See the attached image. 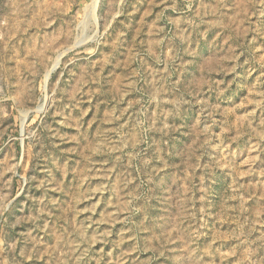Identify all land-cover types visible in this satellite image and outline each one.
I'll return each instance as SVG.
<instances>
[{"label": "rangeland", "instance_id": "rangeland-1", "mask_svg": "<svg viewBox=\"0 0 264 264\" xmlns=\"http://www.w3.org/2000/svg\"><path fill=\"white\" fill-rule=\"evenodd\" d=\"M91 1L0 0V264H264V0Z\"/></svg>", "mask_w": 264, "mask_h": 264}, {"label": "bare ground", "instance_id": "bare-ground-1", "mask_svg": "<svg viewBox=\"0 0 264 264\" xmlns=\"http://www.w3.org/2000/svg\"><path fill=\"white\" fill-rule=\"evenodd\" d=\"M98 1L99 0H92L91 1V4H90V6H87L86 8H87V10L89 11V14H90V16H92L93 17V21H95L96 22V17H95V12H96V8H97V3H98ZM85 8V9H86ZM84 14V13H83ZM86 14V13H85ZM88 14V15H89ZM87 18V17H86ZM88 19V18H87ZM86 19V20H87ZM81 21V20H80ZM88 21V20H87ZM92 21V22H93ZM90 23V22H89ZM94 25V24H93ZM85 28H87V27H85ZM89 28V27H88ZM81 29V28H80ZM84 31V30H83ZM85 33V32H84ZM48 75V73H46V76Z\"/></svg>", "mask_w": 264, "mask_h": 264}]
</instances>
